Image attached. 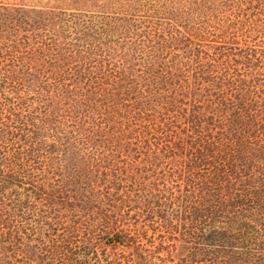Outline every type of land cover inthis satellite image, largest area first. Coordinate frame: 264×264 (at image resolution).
<instances>
[{"label":"trees","instance_id":"trees-1","mask_svg":"<svg viewBox=\"0 0 264 264\" xmlns=\"http://www.w3.org/2000/svg\"><path fill=\"white\" fill-rule=\"evenodd\" d=\"M115 1L0 2V264H264V0ZM69 152L135 157L51 171ZM81 178L110 187L44 197Z\"/></svg>","mask_w":264,"mask_h":264},{"label":"rangeland","instance_id":"rangeland-1","mask_svg":"<svg viewBox=\"0 0 264 264\" xmlns=\"http://www.w3.org/2000/svg\"><path fill=\"white\" fill-rule=\"evenodd\" d=\"M0 2H5L9 5H20V6H26L27 9H30L31 7L37 8L39 10H47V9H57V10H73V9H83V10H97L101 11V9H110L112 7V3H116L115 0H0ZM104 7V8H103ZM111 11V10H109ZM119 12V11H116ZM210 39V38H208ZM49 158L53 159H58V160H63L60 161L59 163L54 162L50 163V166L52 167L51 171H56L57 169H60L61 171H64L67 173V175H74L75 174H81L83 177L84 175H92L98 176L102 175L103 173H109L113 171L115 168L119 169H129V165L126 164V160L133 159L135 157V154H125V153H108V152H69V153H55V154H48L46 155ZM137 158V157H136ZM37 174L39 175L40 172L38 171ZM100 177V176H99ZM83 178L80 179V183H74V182H68L67 180L65 183L59 184L57 187L53 188H45L43 191L47 195H44V197H47L49 201H58L60 197L64 200H73L75 199L76 201H83L85 197H89L91 195H98L99 190L100 194H106V187H110V185H100L102 186L101 188H98L95 186L96 191H92L93 185L91 184L92 182L90 181H82ZM39 183V182H37ZM103 183V181H102ZM28 187V186H26ZM117 189H120V194H122L121 188L124 186H120L119 184L114 186ZM65 191L63 192V190ZM122 188V189H123ZM105 189V190H104ZM43 191L39 192L40 196H43ZM60 191L63 192V194H60ZM115 191L112 190V193ZM117 192V190H116ZM125 192V191H124ZM59 193V194H58ZM26 196L28 195V192L26 191ZM27 200V197H26ZM74 201V200H73ZM38 204H42V202H39ZM38 209L44 211L42 206L38 205ZM51 212V210H49ZM49 212V213H50ZM68 212H66V215ZM42 224V223H41ZM45 231L43 233L50 234V237L44 236V234H39L37 232V235L35 236L38 241H42L46 243L47 251L50 252H55L56 250V245L55 242L52 240L54 238L53 234L54 232L48 231L47 229L44 228ZM29 236H25V255L26 257H30V239L28 238ZM179 239V236L178 238ZM157 243L160 245L159 246V251L161 252V255L163 257H167L169 260L170 256L169 254L171 251H173L174 247L177 248L178 256L173 259L175 261H161L162 264H188L191 263V261H179L181 260V248H182V243L181 241H175L171 242L168 241L162 246L161 240H157ZM40 243L37 242L35 245H39ZM44 248V249H45ZM43 249V247H42ZM128 253L130 250H126ZM43 256L41 254V251H36V257L35 261H42ZM171 260V259H170ZM25 261H28L25 259Z\"/></svg>","mask_w":264,"mask_h":264}]
</instances>
